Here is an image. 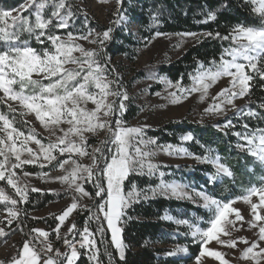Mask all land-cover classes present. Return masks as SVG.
I'll list each match as a JSON object with an SVG mask.
<instances>
[{
  "label": "snow or ice",
  "instance_id": "obj_1",
  "mask_svg": "<svg viewBox=\"0 0 264 264\" xmlns=\"http://www.w3.org/2000/svg\"><path fill=\"white\" fill-rule=\"evenodd\" d=\"M100 2L104 3L107 0H100ZM116 2L120 6L123 0H116ZM246 3L254 6L253 11L261 18V26L236 25L229 35L221 37L223 40L230 39L234 46L225 48L219 62L213 61L212 67L205 68L201 63L196 75L192 76L190 88L182 86L179 80L173 83L160 78V82L166 83L167 87L176 89L169 93L172 103H180L195 92L200 93V101L203 102L208 96L209 88L220 79L228 77L230 78L229 87L221 89L213 97V103L204 109L206 114H223L226 111L225 105H230L233 110H236L234 101L249 95L251 81L255 78L251 73L264 79V69L258 67L264 60V0H246ZM33 6H35L34 12L30 15H34V21L22 15L23 11ZM47 6L48 0H27L17 9L0 10V93L3 94L0 101L18 103L22 110L21 115L34 114L36 120L49 132L50 137H55L54 141L50 139L48 143H43L37 138L34 129H30L28 134H25L24 131L14 126L15 116L10 119L7 114L0 112V133H3L0 135V157L3 158L0 159V181H6L15 189V194L19 197V201L13 199L0 188V203L6 204L4 211L7 213L5 219L0 220V224H4V227H0V237L8 235L5 228H11L13 222L19 217L20 212L15 207L18 202L28 201L26 186L19 185L15 169L37 163L40 167H45L46 165L41 162L42 158L49 164L52 161H58L56 167L60 170H65V165H71L70 170H65L67 174L54 179L67 183L81 197L101 199L102 202L96 207L103 215V221L106 222L107 229L111 233L112 245L119 253L120 260H124L127 245L124 242L123 228L120 224L126 215V209L132 203H138L142 196V192L136 190L135 185L126 192L125 181L133 173L150 176L156 174L158 165L153 164L149 159L155 155L149 145H155L156 141L143 138V127L125 126L126 122L121 117L127 110L125 101L129 100V96L126 91H120L122 85L118 80L108 78V74L114 69L107 68L108 61L104 64L100 63L96 58L97 51L86 50L81 44L75 42L85 40L98 45L99 50L103 51L105 42L112 39L113 29L110 27L97 33L93 39L89 37L93 35L94 30H89L87 34L79 36H74L69 31L67 39H62L59 35L51 34L49 27L67 29L72 13L69 11L62 15L61 10L71 6L66 4V0H58V3L54 4L51 15L45 18L43 10ZM13 11L18 14L14 16ZM115 14L119 15L120 19L114 23L120 24L125 18L120 15L119 7ZM53 18H55V23ZM208 19L215 20V13L209 12ZM153 20L155 21V17ZM25 33L28 38L22 39ZM156 35L166 34L156 33ZM177 35L197 37L198 34L189 32ZM206 35L211 36L212 33ZM216 36L219 37L220 34L216 33ZM31 38L41 45L45 44V41H50L51 47L34 48L30 44ZM76 52L80 53L81 58L73 55ZM69 64L76 65V67H66ZM109 97H116L118 102L117 100L110 101ZM89 103L94 107L89 108ZM16 111V108L9 105L8 112L15 113ZM238 111L242 115L253 117L257 115L251 110L244 112L240 109ZM112 117L114 119H109ZM63 125H67V128ZM230 127H232V121L228 120L221 130ZM243 127L248 129L249 126L244 124ZM100 131H106L108 136L89 153L88 138L85 134L96 135ZM234 134L246 142V144H238L237 147L242 151L246 150L261 165H264V129L257 128L251 133L236 132ZM192 139L191 135L182 137L185 141ZM30 142L37 146L38 151L28 147ZM157 147L169 155L173 152L187 154L186 149L175 148L173 145H158ZM25 153L29 158L22 159ZM57 153L59 157H65L67 154V158L58 160ZM77 156L90 157L91 164L79 163L74 158ZM13 157L15 162L12 160ZM194 158L212 163L216 168L217 176L220 174L233 176L232 171L220 162L218 156L211 160L209 157ZM28 175L30 173H24V176ZM43 175L47 176V173ZM159 175L163 177L164 173L160 172ZM214 180L215 176L210 177V181ZM78 181L94 182L96 189L94 197ZM157 187L163 195H172L177 198H184L187 195L183 191V186L176 183H165L162 180ZM31 191L37 192L40 189L32 188ZM153 192L155 194V189ZM198 196L203 201L202 206L211 214L205 222L208 226L201 228L190 224L187 220H177L176 223L187 224L192 229V237L201 243V251L196 258L197 264H201L202 257L213 258L220 264H228L223 253L210 249L208 245L216 241L218 244L235 248L237 241H224L220 237L230 235L227 226L235 227L236 221H243L244 217L238 209L232 206L235 200L222 202L204 192L198 193ZM254 196L258 198V202H253ZM144 198L147 197L144 196ZM238 199L250 206L252 219L248 221L249 226L259 229L258 241L252 242L243 250L241 258L251 260L253 264H261L264 261V247H261L259 242L264 241V224L258 222H264V214H262L264 212V186H252L247 190L246 195ZM7 205L12 207H7ZM78 206V199L74 196L73 202L56 217L59 225L53 231L57 239L61 238L60 225L64 224ZM232 215L235 216V221L229 218ZM93 218L99 220L100 216L90 217V219ZM166 218L172 219V217ZM75 229L76 225L72 224L68 233H73ZM31 231L36 235L32 240L23 242L22 247L18 249V255L12 259L11 264H76L80 258L77 243L74 242L75 237L70 241L66 234L63 243L70 251L60 252L59 249H54L49 241V232L35 228ZM97 232L103 235V225L97 228ZM80 236L79 247L86 248L91 253L89 259L100 264L95 233L85 226ZM41 237L43 240H40ZM33 241L42 245L39 251ZM240 242L249 244V241L243 237L240 238ZM178 251L186 252L187 249H178ZM175 254V251L167 253L170 256Z\"/></svg>",
  "mask_w": 264,
  "mask_h": 264
},
{
  "label": "rangeland",
  "instance_id": "obj_2",
  "mask_svg": "<svg viewBox=\"0 0 264 264\" xmlns=\"http://www.w3.org/2000/svg\"><path fill=\"white\" fill-rule=\"evenodd\" d=\"M142 1L143 0H123L122 5L118 6L116 0H107V2L104 3L100 2V0H66V4L71 7H66L61 10V14L63 15L71 11L72 17L69 20V27L67 29H60L50 26L49 32L59 35L62 39L66 40L69 31L72 32L74 36H79L87 34L89 30H94L93 35L89 37V39H93L97 33H101L110 27L113 29L111 33L112 39L105 42L103 51L99 50L98 45L91 44L85 40H77L75 42L81 44L86 50L97 51L98 56L96 58L100 63L104 64L108 61L107 68L114 69V71L108 74V78L118 80L119 84L122 85L120 91H126L129 96V100L125 101L127 110L121 117V119L126 122L125 126L143 127V138L145 140L154 139L156 141L155 145H149V148L155 152V155L149 159L153 164L158 165V171L151 176L147 174H131L125 181V191L131 190L132 186L135 185L136 190L142 192V196L138 203L156 198H166L182 203H189L205 213L204 216H200L194 211L188 213L176 210L166 213L164 220L172 225V229L170 230L174 242H171L172 238L168 237L166 240L169 242H156L153 244V247L168 251L165 253V256H169L167 253L175 251L176 254L171 256L181 259L182 264H197L196 258L199 254L194 257V250L192 249L196 245H200L201 247V243L192 237V229H190L187 224H178L176 221L187 220L190 224L197 225L201 228H206L208 226L205 222L211 214L202 206L203 201L198 196V193L204 192L222 202L235 200L232 206L238 209L244 217L243 221H236L235 227L232 225L227 226L230 235H221L220 237V239L224 241H237V246L235 248L218 244L216 241H212L208 247L223 253L224 259L228 261V264H253V261L242 259L241 257L243 250L250 246L252 242L258 241L259 229L258 227L251 228L249 226L248 221L252 219L250 206L238 198L246 195L247 190L252 186H264V180H262V177H264V165H261L260 162L257 161L255 157L248 154L246 150L242 151L237 147L238 144H246V142L234 134L236 132H234L235 126L233 123L232 127L221 130L224 123L231 120L235 114H240L238 110L246 107L249 101L248 95L243 99H236L234 101L236 110H233L230 105H225L226 111L223 114H206L204 109L213 103V97L221 89L229 87L230 78L224 77L209 88L208 96L203 102L200 101V93L195 92L180 103H172V98L169 96V93L176 91V89L167 87L166 83L160 82V78H164L165 81H172L173 83H175V81L165 73L158 71L157 68L175 63L190 48L200 42L201 39L206 36V33H197V37H181L177 35L178 33L163 31L162 21L159 15L155 14L157 12L151 13L146 10ZM26 2L27 0H24L21 4ZM55 3H58V0H48V6L43 10L45 18L51 15ZM21 4L10 6L5 3V0L0 1V10L17 9ZM118 7L120 15L125 18L120 24L114 23L120 19V16L115 14L117 13ZM34 8L35 6L28 8L27 11L22 12V15L34 21V15H30L34 12ZM142 13H144V17L142 18L144 20L143 22H139L138 16ZM17 14V12L13 11L14 16ZM153 17H155V21ZM53 19L55 23V18ZM156 33H164L166 35H156ZM27 38L28 36L25 33L22 39ZM41 39H44V37H41ZM30 44L37 49L51 47L50 41H45V44L41 45L37 43L34 38L30 39ZM177 45H179V47H176ZM73 55L77 58H81L79 52L73 53ZM204 66L205 68H209L212 67V64ZM66 67L75 68L76 65L69 64L66 65ZM197 70L191 75L188 81L180 80L182 86L188 88L192 86V76L196 75ZM44 82L47 83V81ZM113 87H115V85H113ZM157 93H159V95H157ZM2 96L3 94L0 93V97ZM109 100H117V98L109 97ZM9 105L16 108L17 111L15 113L8 112ZM88 107L92 108L94 106L89 103ZM132 110L136 112L133 117L129 115L133 113ZM21 111L22 110L16 102L7 101V103H4L0 101V112L7 114L10 119L15 116L16 123L14 126L16 128L24 131L25 134H28L30 129H34L37 138L43 143H48L50 139L53 141L55 140V137H50L49 132L36 120L34 114L21 115ZM128 115L130 116L129 119L126 118ZM109 119H114V117ZM185 121H188L195 127L200 125L202 127H210L212 131L224 133L226 135L234 134L235 137H237V142L230 147V151L236 155L234 156V160H237V156H242V159L239 161V163H241L240 167H242L240 170L241 174L237 177L235 176V171L230 166L232 157L225 158L217 149H212L204 145L200 137L196 136L194 133L177 135V142L175 143L157 138L153 134L163 130L170 124H178ZM218 125L220 127H217ZM63 127L67 128V125H63ZM245 132L248 131L246 130ZM165 133L170 137L173 136L171 130L166 129ZM0 135H3V133H0ZM85 135L88 138L89 145L87 150L91 153L93 148L98 147L100 142L107 138L108 133L106 131H100L96 135L91 133H86ZM186 135H191L193 139L190 141L182 140V137ZM158 145H173L175 148H183L186 149L187 154L173 152V154L169 155L166 151L158 148ZM28 147H32L33 150L38 151L37 146L31 142ZM57 156L58 160L67 158V154L65 157H59L57 153ZM217 156L220 158V162L232 171V177L223 174L217 176L216 168L212 163L194 158L209 157L211 160L215 159ZM23 158H29L28 154L25 153L22 159ZM74 158L81 164H91L90 157L81 158L77 156ZM0 159L3 158L0 157ZM12 160L15 162L14 157ZM41 162L46 166L40 167L39 163H37L23 165L22 168L15 169L19 185L21 187L26 186L28 201L18 202L15 207L20 212L19 217L13 222L11 228H5L8 235L0 237V262H2V264H11L12 259L18 255V249L22 247L23 242L25 240H32L36 235L31 231L34 228L49 232V241L52 243L54 249H59L60 252H68L70 250L64 245L63 238L67 234V239L72 241L73 237H75L74 242L78 243L81 238L80 233L83 232L85 226L95 233V239L99 249L100 264H103L101 255L104 252L103 248L106 245V239L108 240L107 245L111 247L118 260L122 262L125 261L127 252L130 250L131 246L125 243L127 245L125 249V259L120 260L119 253L111 243V233L107 229L106 222L103 221V215L98 212L96 207L98 203L102 202L101 199L81 197L80 194L70 188L67 183L54 179L67 174L65 170H70L71 165H65V170H60L56 167L58 161H52V163L49 164L41 158ZM205 167H211L214 172L205 173L203 169ZM25 172L30 173V175L24 176ZM160 172L164 173L163 177L159 175ZM195 172L202 175L205 180L203 182H200V180L197 181V178L192 176ZM44 173H47V176L43 175ZM213 176H215V180L210 181V177ZM135 177L143 179L144 186H140L136 180H133ZM233 178L235 179L232 185L233 189H229V192H223V194H221L223 196L220 198L215 196V191L225 190L223 181ZM149 179L154 181L155 184H151L150 182L149 185ZM162 180L165 183H176L183 186V191L187 195L184 198H177L176 196L161 194L157 186ZM78 183H81L85 190L93 194L94 197L96 191L94 182L78 181ZM0 188L4 190L5 194L19 201V197L15 194V189L9 186L6 181H0ZM32 188L40 189V191L33 192L31 191ZM153 189H155V194ZM61 192L63 194H60ZM74 196L77 197L79 206L70 214L64 224L60 225L61 238L57 239L56 233L53 231L59 225V221L56 217L62 214L73 202ZM144 196L147 198L145 199ZM50 197H53L52 200ZM252 199L253 202H258L257 197L254 196ZM138 203H132L126 209V215L122 218L120 227L123 228L125 226V219L129 209ZM5 207V203H0V220H4L7 216L6 211H4ZM7 207L12 206L7 205ZM89 213H92V215ZM262 214H264V212H262ZM97 215L100 216L99 220L94 218L90 219V217H95ZM34 217L35 219H33ZM166 217H172V219H167ZM229 218L235 221L234 215ZM258 223L264 224V222ZM72 224L76 225V229L73 233L69 234L68 229ZM97 224L100 226L103 225L104 232L102 236L97 232V229H95V227L98 226ZM0 227H4V224H0ZM237 228L239 230H236ZM241 237L246 238L249 244L246 245L241 243ZM40 240H43V238L41 237ZM33 243L36 244L37 251H39L42 245L36 241H33ZM259 243L261 247H264V241H260ZM184 248L187 249L186 252L178 251V249ZM78 251L80 252V258L77 260L76 264H78L81 258H83L82 264H96L95 261L89 259L91 253L86 248H80ZM41 254L43 255V253ZM189 259L191 260L189 261ZM201 264H220V262L213 258L202 257ZM261 264H264V261H262Z\"/></svg>",
  "mask_w": 264,
  "mask_h": 264
},
{
  "label": "trees",
  "instance_id": "obj_3",
  "mask_svg": "<svg viewBox=\"0 0 264 264\" xmlns=\"http://www.w3.org/2000/svg\"><path fill=\"white\" fill-rule=\"evenodd\" d=\"M4 1V0H0ZM24 0H5L8 5L17 6L23 3ZM144 8L151 13L159 15L162 21V30L169 33L180 32H196V33H212L211 36L206 35L196 45L190 48L179 60L167 66H160L158 71L168 75L173 81L185 80L188 81L191 75L197 70L198 66L202 63L204 65H211L213 61L219 62L221 55L225 48L234 46L231 40H223L221 37L229 35L236 25H245L252 27L261 26V18L253 11V5L246 3V0H143ZM215 13L216 19L209 20L208 13ZM139 22H143L144 13L138 16ZM142 19V20H141ZM216 33L220 36L217 37ZM264 69V60L258 65ZM254 75L251 81V91L248 95V104L243 108L244 112L249 110L257 113L256 116H247L242 114H235L231 120L234 124V132H245L246 130L251 133L252 131L264 129V79L259 75ZM133 111V110H132ZM136 112L129 114L135 116ZM126 118L129 119L130 116ZM248 124V129L243 127ZM171 130L173 136L170 137L165 133V130ZM186 133H194L199 136L204 145L210 148L217 149L220 154L225 158L232 157L230 166L235 171L237 177L241 174L242 169L239 161L242 156H236L230 151V147L236 144L237 137L234 134L226 135L212 131L210 127H195L188 121L170 124L163 130L153 133L157 138L166 140L168 142H177V135H184ZM244 158V155H243ZM233 161V162H232ZM187 168V167H186ZM205 173L214 172L211 167L203 168ZM197 181L203 182L205 179L198 172L193 173ZM140 186H144L143 179L135 177ZM147 180V179H146ZM233 179H225L224 191H215V196L221 197L223 192H229L233 189ZM149 185L155 184L154 181H148ZM242 187V186H240ZM212 189V188H211ZM214 190V189H212ZM60 194H63L62 192ZM53 197H50L52 200ZM181 210L190 213L196 212L200 216L205 213L189 203H182L176 200L166 198H156L149 201L140 202L134 205L127 212L125 219V226L123 227L124 242L131 246L127 252L126 260L119 261L116 254L112 251L111 247L106 245L103 248L104 252L101 255L103 264H182L181 259L173 256H165L168 252L164 249H157L153 247L154 243L166 242L167 238H172V225L168 224L164 218L166 213ZM92 215V213H89ZM129 217L131 219H129ZM98 225V224H97ZM100 225L95 227L97 229ZM107 237V236H106ZM174 242V239H171ZM147 241V244H145ZM169 242V241H167ZM194 257L200 251V245L193 247ZM191 259H189L190 261ZM83 263L81 258L78 264Z\"/></svg>",
  "mask_w": 264,
  "mask_h": 264
},
{
  "label": "built area",
  "instance_id": "obj_4",
  "mask_svg": "<svg viewBox=\"0 0 264 264\" xmlns=\"http://www.w3.org/2000/svg\"><path fill=\"white\" fill-rule=\"evenodd\" d=\"M80 239H81V238H80ZM80 239H79V241H80ZM77 248L80 249V247H79V242L77 243Z\"/></svg>",
  "mask_w": 264,
  "mask_h": 264
}]
</instances>
